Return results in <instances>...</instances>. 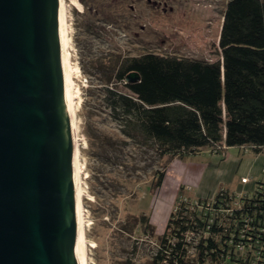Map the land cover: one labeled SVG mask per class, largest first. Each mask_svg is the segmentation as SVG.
Listing matches in <instances>:
<instances>
[{
  "label": "rangeland",
  "instance_id": "obj_1",
  "mask_svg": "<svg viewBox=\"0 0 264 264\" xmlns=\"http://www.w3.org/2000/svg\"><path fill=\"white\" fill-rule=\"evenodd\" d=\"M65 3L88 264H124L129 258L145 264L180 198L213 197L221 189L253 193L263 177L264 150L229 146L224 155L207 148L184 159L161 156L151 142L121 133L104 98L100 64L118 53L125 59L145 52L217 61L228 0ZM106 136L112 140L104 151ZM159 171L165 177L156 188ZM143 214L153 228L141 223Z\"/></svg>",
  "mask_w": 264,
  "mask_h": 264
},
{
  "label": "trees",
  "instance_id": "obj_2",
  "mask_svg": "<svg viewBox=\"0 0 264 264\" xmlns=\"http://www.w3.org/2000/svg\"><path fill=\"white\" fill-rule=\"evenodd\" d=\"M219 48L217 61L145 52L101 62L104 98L121 133L181 159L207 148L263 151L264 0H228ZM133 72L139 80L126 82ZM164 177L159 171L156 188ZM139 220L152 227L147 215ZM156 246L145 264H264V173L250 194L180 198Z\"/></svg>",
  "mask_w": 264,
  "mask_h": 264
},
{
  "label": "water",
  "instance_id": "obj_3",
  "mask_svg": "<svg viewBox=\"0 0 264 264\" xmlns=\"http://www.w3.org/2000/svg\"><path fill=\"white\" fill-rule=\"evenodd\" d=\"M73 136L61 0H0V264H82Z\"/></svg>",
  "mask_w": 264,
  "mask_h": 264
},
{
  "label": "bare ground",
  "instance_id": "obj_4",
  "mask_svg": "<svg viewBox=\"0 0 264 264\" xmlns=\"http://www.w3.org/2000/svg\"><path fill=\"white\" fill-rule=\"evenodd\" d=\"M62 9V22H63V35H64V48H65V61H66V73H67V86H68V98H69V111L70 119L72 123V130L74 133V170H75V184H76V197H77V216H78V234L80 242L81 260L82 264H88L87 259V248H86V237H85V224H84V209L82 206V190L80 185V173L79 160H78V137L76 134V95L74 91V80L72 75V64H71V51L69 48L70 44V31L67 17V7L65 0H61Z\"/></svg>",
  "mask_w": 264,
  "mask_h": 264
},
{
  "label": "built area",
  "instance_id": "obj_5",
  "mask_svg": "<svg viewBox=\"0 0 264 264\" xmlns=\"http://www.w3.org/2000/svg\"><path fill=\"white\" fill-rule=\"evenodd\" d=\"M263 173H264V170H263ZM246 181H248V178H245ZM241 195V194H240Z\"/></svg>",
  "mask_w": 264,
  "mask_h": 264
},
{
  "label": "crops",
  "instance_id": "obj_6",
  "mask_svg": "<svg viewBox=\"0 0 264 264\" xmlns=\"http://www.w3.org/2000/svg\"><path fill=\"white\" fill-rule=\"evenodd\" d=\"M178 173V172H177ZM185 180V179H184ZM165 228V227H164ZM164 230V229H163ZM163 232V231H162Z\"/></svg>",
  "mask_w": 264,
  "mask_h": 264
}]
</instances>
